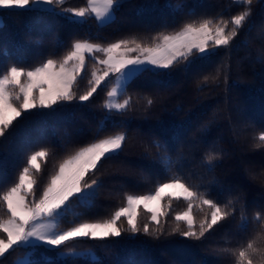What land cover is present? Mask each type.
<instances>
[{
  "label": "trees",
  "instance_id": "1",
  "mask_svg": "<svg viewBox=\"0 0 264 264\" xmlns=\"http://www.w3.org/2000/svg\"><path fill=\"white\" fill-rule=\"evenodd\" d=\"M85 4L86 0H64L52 5L51 12L0 9V75L16 63L11 56L20 58L16 66L34 68L47 59L59 62L77 40L106 46L135 37L151 45L157 33L178 31L192 20L230 19L245 7L235 0H119L114 19L104 26L93 15L76 23L75 18L59 14ZM250 7L251 15L228 48L218 49L203 61L195 60L187 69L178 64L170 73L141 74L120 95L129 102L124 110L109 113L104 107L112 76L89 101L67 102L51 116L21 121L0 138V192L17 182L28 155L47 150V157L38 161L41 171L32 170L38 198L64 159L89 143L126 134L118 155L103 160L86 176L89 183L98 181L92 206L73 201L59 223L60 230L86 220L110 218L125 206L126 194L154 191L158 183L174 175L207 192L221 207L232 202L231 215L200 240L167 234L176 224L175 214L187 207L182 199H173L164 218L165 234L158 239L142 232L134 239H129V232L106 241L85 239L62 246L59 252L67 253L69 247L91 250L96 259L45 253L53 258L52 264H236L228 250L246 246L258 233L264 235V141L259 140L264 133V1L253 0ZM5 48L10 56L5 55ZM101 66L87 58L83 79L75 87L78 95L90 86L93 69L98 72ZM205 76L210 77L207 82ZM209 152L219 157L211 165L205 159ZM203 208L194 204L195 220L208 211ZM138 212L141 225L148 222L150 213L142 207ZM5 213L0 202V218L6 219ZM180 224L183 229L185 225ZM118 225L128 227L124 218ZM26 254L29 261L35 257L38 264H46L39 252L22 249L0 257V264H13ZM253 259L254 264H264L262 255Z\"/></svg>",
  "mask_w": 264,
  "mask_h": 264
},
{
  "label": "snow or ice",
  "instance_id": "2",
  "mask_svg": "<svg viewBox=\"0 0 264 264\" xmlns=\"http://www.w3.org/2000/svg\"><path fill=\"white\" fill-rule=\"evenodd\" d=\"M62 0H0V9L44 11L51 12L54 4ZM235 3L244 7L239 14L230 19L214 20L204 18L185 23L178 31L160 32L153 36L152 44L146 45L135 37L119 39L106 46L89 43L88 41H75L71 50L58 62L47 59L39 66L26 68L16 66L20 58L11 56L16 61L0 75V138H5L9 130L21 121L32 117L41 119L51 116L58 107L67 102L78 100L80 103L89 101L97 89L114 76L113 86L107 92L108 99L104 107L110 113L112 110L122 111L128 105V100L118 103L115 98L125 91L128 84L143 73L160 75L170 73L178 64H184L185 69L195 60H205L216 54L220 48H228L239 30L251 15L253 0H235ZM119 0H86L85 6L62 9L60 15H69L75 18L73 22L79 23L91 15L99 26H104L114 19V9ZM179 7V6H178ZM5 55L10 53L5 48ZM102 53V58L95 53ZM97 65L103 68L91 72L89 87L82 94H77L75 87L83 79L86 69V60L89 56ZM220 74L219 69L216 75ZM209 76L204 77L207 82ZM214 81L215 76L211 77ZM152 103L151 100L148 101ZM107 119V118H106ZM103 122L100 125L103 129ZM126 139L125 133L107 136L78 149L73 155L59 164L58 170L40 192L37 198V179L35 173L41 171L39 160L48 155L46 149L32 152L27 156L26 166L19 172L17 182L7 190L0 192V202L6 209V219L0 218V257H4L16 249L31 250L40 253V259L46 264H52L53 258L46 256L47 252H59L63 246L70 243L88 240L106 241L110 238L121 237L122 232H129L134 239L135 234L143 233L154 239L165 234L164 218L169 213V206L173 199L183 200L187 203L186 210L177 212L174 220L176 224L167 234L178 233L181 237L200 240L213 229L219 221L230 216L231 201L221 207L216 201L209 198L207 192H201L194 186L184 182L179 175H174L166 182L158 183L155 190L143 195L126 194L125 206L117 208L110 218L96 221H83L75 223L66 230L59 229V223L65 210L73 201L84 207H91L96 197L95 188L98 181L89 183L86 176L93 173L103 160L112 159L118 155ZM264 141V133L259 136ZM160 145L157 144V147ZM260 146L259 144L257 145ZM217 153L209 152L205 159L208 165L218 159ZM31 197V199H29ZM167 201L168 203H165ZM194 204L201 211L206 206L208 211L198 221L194 219ZM143 208L150 213L148 222L141 225L138 209ZM210 212V219L208 218ZM124 218L127 228L118 225ZM180 222L185 227L182 229ZM199 230H196V225ZM150 225H152L150 227ZM245 222L240 227L244 228ZM264 233V227L261 228ZM259 243L260 246H257ZM236 258V264H254L256 255L264 256V235L257 234L256 239L249 240L246 246L230 249ZM60 256L84 257L93 256L94 252H77L69 247L67 253L59 252ZM16 264H38L33 257L31 261L21 258Z\"/></svg>",
  "mask_w": 264,
  "mask_h": 264
},
{
  "label": "rangeland",
  "instance_id": "3",
  "mask_svg": "<svg viewBox=\"0 0 264 264\" xmlns=\"http://www.w3.org/2000/svg\"><path fill=\"white\" fill-rule=\"evenodd\" d=\"M62 1H64V0H62ZM264 1V0H263ZM45 7H51L52 8V6H45ZM93 17L95 18V16L93 15ZM1 23H2V18H1V16H0V25H1ZM96 57H100V58H102V56H103V54L102 53H95L94 54ZM89 58H92V56L90 55L89 56ZM93 59V58H92ZM103 68V66H101V69ZM100 69V70H101ZM98 72H99V70H98ZM114 77V76H113ZM114 80H115V77H114ZM108 99V98H107ZM115 101L116 102H118V103H123L124 102V100H121L120 99V95L119 96H117L116 98H115ZM77 252H88V251H77ZM65 253V252H64ZM90 257H92L93 258V256H91V255H89ZM21 258H27L28 259V255L26 254V255H24V256H21V257H19V258H17L15 261H14V263L13 264H16V261L18 260V259H21Z\"/></svg>",
  "mask_w": 264,
  "mask_h": 264
}]
</instances>
